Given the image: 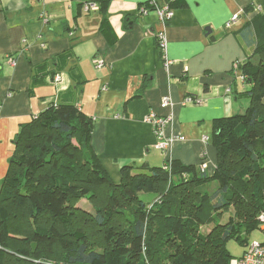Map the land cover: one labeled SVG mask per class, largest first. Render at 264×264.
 <instances>
[{
  "label": "crops",
  "instance_id": "0c3cea01",
  "mask_svg": "<svg viewBox=\"0 0 264 264\" xmlns=\"http://www.w3.org/2000/svg\"><path fill=\"white\" fill-rule=\"evenodd\" d=\"M88 1L94 2L0 0V181L20 125L50 103L73 104L92 119L91 148L115 183L121 166L138 171L162 167L167 159L198 166L204 156L212 174L213 121L242 114L249 104L237 98L249 85L231 66L258 61L255 31L264 32V0H183L186 6L173 9L165 26L155 9H145L152 0H110L111 44L99 31L98 11L82 9ZM233 14L238 20L226 29ZM164 95L172 101L167 108L160 107ZM188 97L201 102L185 103ZM148 114H172L165 133L183 139L161 153Z\"/></svg>",
  "mask_w": 264,
  "mask_h": 264
},
{
  "label": "trees",
  "instance_id": "16d2710c",
  "mask_svg": "<svg viewBox=\"0 0 264 264\" xmlns=\"http://www.w3.org/2000/svg\"><path fill=\"white\" fill-rule=\"evenodd\" d=\"M92 1L111 44L110 0ZM163 6L186 5L153 0L145 9ZM254 54L256 63L239 67L249 88L237 98L247 108L213 121L212 174L168 159L121 166L115 183L91 148L92 119L77 106L50 103L21 124L0 181V264H230L227 241L247 245L264 212V41ZM95 197L93 212L76 207Z\"/></svg>",
  "mask_w": 264,
  "mask_h": 264
},
{
  "label": "built area",
  "instance_id": "2783aa9c",
  "mask_svg": "<svg viewBox=\"0 0 264 264\" xmlns=\"http://www.w3.org/2000/svg\"><path fill=\"white\" fill-rule=\"evenodd\" d=\"M153 2V0H152ZM82 9L85 12L88 11H98V4L96 2L88 1L84 3ZM259 10V7H257ZM158 17L162 24L165 26L167 22L172 18L173 16V10L169 9L166 6H163L162 8L156 9ZM238 20V14H233L230 19L225 23V28L229 29L232 25H234ZM156 40L158 43V46L160 49H165V38L163 32H158L156 35ZM8 61L10 64H14V60L12 57H8ZM242 61L234 60L232 62L231 70L235 73L236 78L240 80L241 82H244L245 76L240 72V64ZM170 61H166L165 65H168ZM93 64L95 67H100L103 64L102 60L94 59ZM54 83H58L60 81V75H55L53 77ZM186 102H192V103H200L201 100L194 98V97H188L184 101ZM170 105H172L171 98L169 95L162 96L160 100V107L161 108H167ZM145 120L150 123V125L153 128V132L156 136V148L160 151H168V147L178 139H183V137L179 135H167L165 133V129L168 125L172 122V114L165 115L163 117L160 116H154L152 114H148L145 117ZM203 141H208V137L203 136ZM168 160V159H167ZM198 168L201 172H205L208 169V161L204 156L201 157V161L198 164ZM259 225L261 226V229L264 231V212L261 213L258 216ZM230 264H264V241L262 242H252L246 246V250L243 252V254L240 257H235L230 260Z\"/></svg>",
  "mask_w": 264,
  "mask_h": 264
},
{
  "label": "rangeland",
  "instance_id": "374dc122",
  "mask_svg": "<svg viewBox=\"0 0 264 264\" xmlns=\"http://www.w3.org/2000/svg\"><path fill=\"white\" fill-rule=\"evenodd\" d=\"M255 33L258 36L257 37L258 41L259 40L260 41H264V38L261 37L262 33L260 34L258 29H257V31H255ZM13 59L15 60L14 57H13ZM211 137H212V134H211ZM157 153H158L157 155H159V152H157ZM150 167H151V165H150ZM143 170H145V169H143ZM139 196L144 197V194L140 193ZM102 197L103 196L98 195L97 196V200L101 201ZM75 202H76V207H78V208H80L82 210L93 212L94 211V207L96 205V197H95V200L94 201L91 200V202L88 201L86 198H83V199L75 201ZM226 216H227L226 214L223 215L222 222L226 220ZM209 228H210L209 225L201 226L199 228V231L202 234H206L208 232ZM94 238H98V237L95 236ZM262 241H264V231L261 229L260 225H259L258 228L253 229L248 235H246V242L248 244H250L252 242H262ZM247 245L241 244L238 241L232 239V240L227 241L226 248H227L228 253L232 257H240L243 254V252L246 250V246Z\"/></svg>",
  "mask_w": 264,
  "mask_h": 264
},
{
  "label": "water",
  "instance_id": "95a60500",
  "mask_svg": "<svg viewBox=\"0 0 264 264\" xmlns=\"http://www.w3.org/2000/svg\"><path fill=\"white\" fill-rule=\"evenodd\" d=\"M206 31H210L208 27L205 28Z\"/></svg>",
  "mask_w": 264,
  "mask_h": 264
}]
</instances>
